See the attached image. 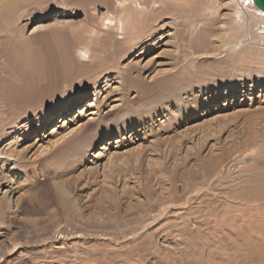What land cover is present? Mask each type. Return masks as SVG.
Masks as SVG:
<instances>
[{
  "label": "rangeland",
  "instance_id": "374dc122",
  "mask_svg": "<svg viewBox=\"0 0 264 264\" xmlns=\"http://www.w3.org/2000/svg\"><path fill=\"white\" fill-rule=\"evenodd\" d=\"M29 1L24 53L63 68L54 34L75 41L107 16L94 0ZM210 2L171 0L136 48L105 59L96 45L47 95L54 61L27 68L44 99L0 131V264H264V44L247 38L260 24Z\"/></svg>",
  "mask_w": 264,
  "mask_h": 264
},
{
  "label": "bare ground",
  "instance_id": "6f19581e",
  "mask_svg": "<svg viewBox=\"0 0 264 264\" xmlns=\"http://www.w3.org/2000/svg\"><path fill=\"white\" fill-rule=\"evenodd\" d=\"M200 1L203 3L204 0ZM218 1L211 0L209 7L213 8ZM248 1L254 4L253 0ZM30 2L29 0H0V32L5 33L0 34V131L3 136L7 134L11 124L17 122L20 110H26L33 104L37 106L44 99V95L37 92L39 89L37 81L42 76L37 74L36 69L34 71L27 69L29 66L39 65L41 60L47 64L54 61L52 66L57 67H52L51 69L54 68L55 71L54 73L53 70L50 71L53 74L48 75L47 88L44 90L47 95L52 88H58V85L69 81L71 72L73 73L76 66L74 64L78 65L79 62L86 64L85 61L91 59L96 45H99L100 50L105 53L103 57L105 59L109 56L117 58V52L126 45L128 49L136 48L143 34H151L154 31L151 23L156 22L171 7V0H115V2L114 0H94L95 3H101L107 10V16L101 23L99 22L100 25L88 21L79 30L72 27L75 41L69 39L70 34L65 31L54 34L61 40L65 65L63 68L56 64V59L53 60L51 50L45 55L43 50L34 54L31 51L24 53L23 46L32 40L30 36L25 35L24 30L31 13ZM242 4L241 0H231L229 6L233 9L234 21L239 26H248L249 20H256L260 24L261 29L258 28L260 32L250 36L248 34L247 38L257 39L264 44V12L262 11V16L255 15L252 10L245 8ZM258 17L259 20L256 19ZM247 29L251 30V27ZM13 47H18L16 48L18 51L15 52L16 57L12 54ZM72 107L74 103L68 104L65 110ZM0 156L7 157L1 159L3 164L9 163L10 153L6 154L0 150Z\"/></svg>",
  "mask_w": 264,
  "mask_h": 264
},
{
  "label": "water",
  "instance_id": "95a60500",
  "mask_svg": "<svg viewBox=\"0 0 264 264\" xmlns=\"http://www.w3.org/2000/svg\"><path fill=\"white\" fill-rule=\"evenodd\" d=\"M254 5L264 12V0H253Z\"/></svg>",
  "mask_w": 264,
  "mask_h": 264
}]
</instances>
